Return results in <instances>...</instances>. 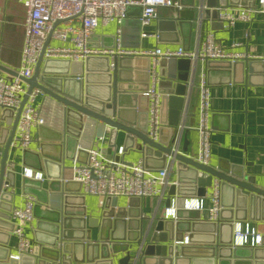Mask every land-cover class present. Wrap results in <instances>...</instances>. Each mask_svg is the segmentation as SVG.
<instances>
[{
    "label": "water",
    "instance_id": "water-1",
    "mask_svg": "<svg viewBox=\"0 0 264 264\" xmlns=\"http://www.w3.org/2000/svg\"><path fill=\"white\" fill-rule=\"evenodd\" d=\"M253 1L206 0L207 8L202 10V15L205 19H213L218 26H224L219 18L220 8L231 4L253 7ZM127 23L125 19L123 25ZM139 27L141 35L140 19ZM127 57L114 55L111 67L110 56H105L108 60V66L104 69L107 80L99 97L92 93L90 78L85 74V69L96 57H89L83 63L66 59L43 61L41 57L33 76L24 79L28 89L16 114L11 109H0V146L4 145L3 151L0 147V264H52L59 259L69 264H129L131 261L132 264H183L184 259L192 260L195 257L214 259L217 264H241L243 260L248 264H264V234L260 245L248 248L249 253L244 250L247 248L233 246L234 222L246 220L249 216L251 218L256 205L260 208L264 206V187L258 186L253 176L238 171L234 165L216 169L186 155L187 130L180 125V119L186 98L194 90L198 62L187 58L162 59L160 62L161 84L166 85L162 92L167 94L169 124L174 128L172 138L163 143L149 137L148 126L147 129L140 127L134 118L138 110L139 94L138 90L130 87L129 82H133V78L122 74V63ZM255 62L248 59L234 63L209 60L207 67L209 71L216 66L236 71L243 66L249 78L255 72ZM0 70L12 76L18 75L17 71L1 63ZM34 88H39L44 99L53 102L57 108L60 122L56 132L65 141V151L60 156L51 157L45 146H42L36 153L37 167H29L34 172L40 170L43 174L45 171L47 178L53 181L49 191L44 189L42 179L21 177L22 193L33 195L37 200L34 214L39 222L34 240L38 246L33 256L22 254L20 259H15L10 257L7 244L14 228L10 211L18 195L14 192L18 177L15 170L9 167L8 156L22 109ZM107 130L111 143L102 149L107 159L120 160L114 150L118 133L123 131L127 133L125 152L135 148L136 139L141 141L137 148L147 167L163 168L169 156L177 161L179 179L170 186L165 201V207L172 204L177 207L174 218L156 215L145 225L143 215L138 214L137 217L130 213L131 207L138 205L139 198H130L128 207L119 206L117 199L108 200L98 214L89 217L83 206L85 197L70 195L71 182H75L78 187L81 183L71 180L63 182V176H70L69 173L67 175L65 160L78 158L86 162L89 144L92 140L104 138ZM179 132L184 139L181 150L173 147ZM82 155L85 157L83 160ZM50 165H56L58 175L49 172ZM188 170L191 174L186 178L181 171ZM216 179L220 181L221 189L220 243L214 240V245L208 241L204 245H195L194 242H200L194 237L204 220L199 214L190 216L187 213L189 210L184 209L186 197L183 193L189 190L195 192L196 189V194L201 195L212 188ZM191 183L193 185L189 186ZM227 189L231 191L228 201L224 197ZM46 195L47 200L44 199ZM73 199L81 203V207L73 209L70 206ZM132 228L137 235L133 236L132 231L127 232ZM93 230L99 231L98 239H93ZM185 232L189 237L187 244L183 242ZM223 232L229 234V237H224Z\"/></svg>",
    "mask_w": 264,
    "mask_h": 264
},
{
    "label": "crops",
    "instance_id": "crops-1",
    "mask_svg": "<svg viewBox=\"0 0 264 264\" xmlns=\"http://www.w3.org/2000/svg\"><path fill=\"white\" fill-rule=\"evenodd\" d=\"M178 1L181 4V8L179 9L167 6L159 7L158 17L153 19L149 25H142L141 35L139 34V19L142 15V7L139 5L131 6L126 18L128 23L123 25L122 46L132 50H151L156 47L161 49H176L179 46H184L187 50H198L202 47L207 34L213 33L217 43L222 46L231 47L234 43H241L240 46L233 49L245 55L264 57V11L254 16L252 21H237L232 27H226L218 26L219 24L215 23L213 19L208 20L203 18L202 10H206L207 8L206 0ZM258 1L254 0L253 3L256 4ZM236 6L237 4H231L233 8H236ZM25 18L26 9L20 0H0V43L2 45L0 63L15 71L19 69L21 64L25 39ZM117 29L116 22L108 24L100 23L95 31L94 42L108 48L114 47ZM143 33H146V35L144 36ZM127 56V59L122 63V74L123 76L133 78V82H129L130 87L138 90L139 94L138 113H135L134 118L140 127L144 126L147 129L149 99L144 93L152 84V58L146 55ZM245 60L247 58L239 61L244 62ZM248 60L256 61L254 63L255 72L249 78L243 66L239 67L236 71H231L221 66H216L209 71L207 61L198 60L194 90L190 97L187 96L186 98L180 125H183L185 130H187L188 152L186 155L196 160L199 146V133L197 130L200 102L199 84L202 76L205 75L210 87V125L213 128L209 165L216 169H219L221 166L234 165L238 168V171H243L247 176H253L258 186L264 187V61L261 59ZM112 61L113 59H110V63ZM107 66L108 60L103 56L94 58L89 67L85 69V74L89 76L90 85L93 87L91 89L92 93L98 97L107 80V72L104 70ZM0 76L7 77L10 74L0 70ZM165 88L166 85L161 84L160 80V91ZM166 95V93L162 92L163 126L160 132L163 143L168 142L174 134V128L169 124V105ZM36 105L40 109L45 123L42 127L39 126L34 129V137L27 150L12 146L8 156L9 167L15 170L18 177L14 190L18 195H16L14 204L19 207L26 205L27 196L21 191L23 169L25 167H37L36 153L41 150L42 146H45V150L51 157L60 156L65 151V141L61 140L59 134L56 132V127L60 120L55 104L51 101L47 102L43 95H40L36 100ZM5 126L10 127L7 124ZM126 136V132L120 131L118 133L117 146L114 150L115 155H118L116 151L119 147L126 145ZM110 139L107 130L106 136L99 140H92L89 148L95 146L99 147L102 151L103 148L111 143ZM183 141L184 139L181 137L180 150L183 147ZM139 144H141V141L136 139L135 148L128 150L124 155H120L121 161L127 163L137 162L142 157V153L137 148ZM0 147L1 151H3L4 145ZM84 158V155L83 157L81 156V160ZM65 164L68 166L67 175L68 173L70 175V167L73 165V160L66 159ZM49 172L52 175H58L56 165H50ZM181 172L186 178H189L191 174L190 170ZM179 175L177 161H173L170 164V181H177ZM42 181L44 189H48L49 191V187L53 181L47 178L45 171L43 172ZM63 182L65 181L63 180ZM190 185L193 184L191 183ZM170 186L171 184L166 187L164 194L161 196L162 198L146 197L139 200L138 205L131 207L130 213L137 215V217H139L138 214L143 215L145 217V225L150 218L156 215L165 216V201L166 197H168ZM70 190V195H83L85 197L83 206L86 207L89 217L98 214L101 204V199L98 196L83 194L82 186L78 187L75 182H71ZM194 191L189 190L183 193L184 197L188 199L205 197V207L202 210L186 209L189 210L187 213L190 216L199 214L204 220L203 225L197 229L196 237H194L200 242L196 241L194 244L204 245V242L207 241L211 245L220 243L219 231L221 229L219 228V220L221 221V219L219 217L216 221L210 220L209 209L212 202L209 195L212 192V188H209L201 195L196 194V189ZM230 194L231 191L227 189L224 196L227 201L231 198ZM44 199L47 200L48 196L46 195ZM129 202L130 198L125 196L117 199L118 205L122 207H128ZM70 206H73L72 208L74 209L76 206L81 207V203L73 199ZM172 206L177 208L174 205ZM261 206L260 208L256 205L251 218L249 216L248 219H240L239 221L242 223L249 222L263 235L264 206ZM260 217L261 219H258ZM169 218L174 217L170 216ZM11 222H13L12 219ZM38 222L39 218L35 216L34 221L26 226L27 234L33 239H35ZM45 228L48 229L47 227ZM129 231L133 232V236L137 235L133 228L127 230V232ZM44 235L45 233L42 234V236ZM99 235L98 230H93V239H98ZM184 235H187V233L185 232ZM228 235L223 232L224 237H229ZM8 240L7 245L10 247V253H13V247L17 239L12 235V232ZM214 240H216L215 243H213ZM242 248H247L244 250L249 253L248 248L250 247ZM182 262L183 264H212L213 262L217 264L216 260L203 257H195L192 260L186 258ZM251 263L253 262L251 261ZM129 264L132 263L130 262ZM241 264H248V262L243 260Z\"/></svg>",
    "mask_w": 264,
    "mask_h": 264
},
{
    "label": "built area",
    "instance_id": "built-area-1",
    "mask_svg": "<svg viewBox=\"0 0 264 264\" xmlns=\"http://www.w3.org/2000/svg\"><path fill=\"white\" fill-rule=\"evenodd\" d=\"M26 9L24 21L25 39L21 56V64L17 76H0V109H11L15 112L22 104L27 93L28 85L24 79L31 78L38 61L46 59H66L75 63H83L89 57L114 55H146L152 58V84L145 95L149 99L148 107V135L157 142H162V91L159 89L161 76L159 66L162 59L187 58L192 61H229L234 63L242 59H261L237 52L233 48L241 45L234 43L225 47L217 43L213 33H208L202 47L198 50H187L184 46L176 49L132 50L122 46L123 22L128 16L131 6L142 7L141 24L147 26L158 17L161 6L181 8L178 0H20ZM264 11V0H259L253 7L237 5L236 8L224 6L220 8L219 18L226 27H232L237 21H252L254 16ZM116 22L118 29L115 34L114 47H105L94 42L96 28L100 23ZM145 36L146 33H143ZM2 45L0 43V59ZM113 67V61L110 63ZM42 95L39 88H34L22 109L11 147L27 149L33 140V131L45 123L40 109L36 105L38 96ZM199 146L196 160L204 165L210 164L212 151V132L210 125V87L202 76L199 84ZM183 126L180 127L182 132ZM178 133L174 148L178 149L181 133ZM87 161L73 160L69 177L64 181L80 182L83 194L96 195L101 199L100 208L108 200L119 197L127 198H162L166 187L177 183L170 181V164L174 161L170 156L163 168L147 167L144 158L137 162L127 163L120 160L107 159L99 147L87 149ZM124 155L125 148L121 146L116 151ZM121 157V156H120ZM23 176L43 179V174L25 167ZM220 181L216 179L209 198L212 205L209 209L210 220L219 218L221 205ZM37 203L33 195L26 196V205H13L10 216L14 222L12 235L16 237L13 253L10 257L20 259L22 254L34 255L38 244L26 232V226L35 219L34 208ZM174 205V204H172ZM166 207V217L175 216L173 206ZM175 206V205H174ZM205 207V197L185 198L184 209L202 210ZM184 243H189L188 235H184ZM262 242V234L249 222L236 221L233 229V246L255 247ZM132 263V261H131ZM52 264H69L59 259ZM136 264V263H133ZM212 264H215L213 262Z\"/></svg>",
    "mask_w": 264,
    "mask_h": 264
},
{
    "label": "rangeland",
    "instance_id": "rangeland-1",
    "mask_svg": "<svg viewBox=\"0 0 264 264\" xmlns=\"http://www.w3.org/2000/svg\"><path fill=\"white\" fill-rule=\"evenodd\" d=\"M82 157H83V155H82ZM125 203V202H124ZM97 205V204H96Z\"/></svg>",
    "mask_w": 264,
    "mask_h": 264
}]
</instances>
